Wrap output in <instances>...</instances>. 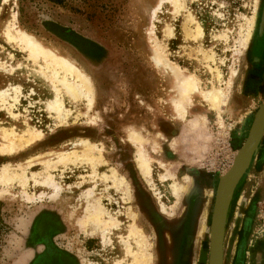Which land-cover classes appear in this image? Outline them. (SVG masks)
Here are the masks:
<instances>
[{"label":"rangeland","instance_id":"1","mask_svg":"<svg viewBox=\"0 0 264 264\" xmlns=\"http://www.w3.org/2000/svg\"><path fill=\"white\" fill-rule=\"evenodd\" d=\"M153 2L0 0V91L8 88L11 95L0 102V143L6 133L19 146L14 153L0 151V170L10 165L15 178L0 182V264H39L49 248L63 252L69 264H136L134 255L149 252L152 264L160 259L166 264L208 263L218 178L232 164L264 99L256 71L250 73L253 81L246 75L252 68L249 43L238 52L255 8L252 36L258 26L263 0H184V9L175 11L169 3L162 5L154 35L167 63L192 74L199 88L184 121L168 99L169 70L150 57ZM10 24L69 57L91 77V108L88 98H71L54 78L58 92L52 89L39 72L45 71L42 61H32L3 37V28ZM218 88L229 99L213 108L209 96ZM61 107L67 115L61 114ZM129 126L147 137L152 157L148 179L140 173L135 146L125 137ZM30 131L41 137L27 145ZM154 138L161 143L158 151L150 144ZM80 139L99 145L107 164L60 161L56 152ZM93 155L100 159L99 151ZM158 161L175 176L163 178L168 171ZM113 168L129 190L115 185ZM49 175L62 186L58 196L42 184ZM177 183L185 188L179 198L172 192ZM23 187L32 198L23 194ZM87 189L104 207L102 219L111 220L101 227L90 222L93 234L75 224L86 205ZM222 264H264V133L231 194Z\"/></svg>","mask_w":264,"mask_h":264},{"label":"bare ground","instance_id":"2","mask_svg":"<svg viewBox=\"0 0 264 264\" xmlns=\"http://www.w3.org/2000/svg\"><path fill=\"white\" fill-rule=\"evenodd\" d=\"M164 3H169L172 7V11L184 9V4H185L184 0H154L153 4L149 9L151 19L153 20L148 28V34H150L151 37L153 38V42H151V46H150V57L153 60V62L156 64V66L162 67L163 70L165 68L166 70L167 69L169 70V74L172 79V85H171L172 95L168 96V99L170 100L172 111L174 112L176 117L184 121L188 117L187 116L188 109L193 103V97H194L193 95L199 92V88L197 85L196 78L192 74L184 73L181 67H179L178 65L172 62L167 63L166 60L168 59H166V55L161 45L157 41V38L154 35V27H155L154 19L156 18L157 13L160 11ZM255 12H256V8L253 13L254 16L250 18V22L246 34L242 36L243 38L241 39L240 48L238 52H240L241 49L247 47L252 37V26L253 23L255 22ZM189 15L191 16L190 19L193 21L194 20L193 15L191 13ZM185 30L187 32L186 33L187 35L191 34L189 28L185 27ZM199 31H200L198 32L199 36H202L201 28L199 29ZM2 35L8 43H11L21 48L23 51L27 52L29 59H31L32 61L34 62H37L38 60L42 61L40 67L45 69V71L40 69L39 72L43 76L47 77L48 80H50L52 89L55 92H58V87L55 85V81L51 80V78L56 79L57 82L60 84V86L63 88V90L71 98L75 100L80 96H85L86 98H88L89 100L88 105L90 108L92 107L94 100V88L91 77L81 67H79L72 59H70L67 56L59 54L49 46L45 45V43L42 40H39L32 33L24 30L17 24L14 25L10 24L5 26L2 30ZM235 74H236V70L234 69L232 72L231 80L229 81V86L231 85L232 77ZM18 91H20V88H18ZM220 91L221 89L217 93L214 92L215 94L212 92L213 96H209V98L211 97V99L214 101L213 108L214 106L220 108L221 105L227 104V101L229 99L228 93L224 94L222 91L221 92ZM206 97L207 96H203L204 99H206ZM8 98H11L9 89L8 88L2 89L0 91V102H5L8 100ZM59 109L62 115L68 114V112L64 108L61 107ZM192 123L194 125H197L198 119L193 120ZM125 132H126L125 137L135 146L137 150L136 159L138 160L137 163L139 165V170L141 175L145 179L150 178L152 173L151 172L152 157L150 156L146 148L147 137L145 138V135L142 134L140 129L134 128L132 126L127 127ZM29 134H30V138L27 141H25L27 145L32 144L33 142L39 140V138L41 137V135H37L33 131H30ZM157 135H161V134L157 133ZM6 136L7 134L5 133V137L2 138V141L0 143V151L3 154L4 153L6 154V152L14 153L19 146L17 142ZM150 144L153 151H158L161 143L159 144L157 139L154 138L151 140ZM76 146L79 147V149H77ZM96 150L99 151V155H100V159L97 160H96L97 156L95 157L93 155V153ZM79 153L81 154L79 155ZM56 155H58L60 161L62 160L63 162L77 161L83 159L86 161H90L92 163L94 162H100L103 164L106 163V159L103 156L102 148H100L99 145H97L95 142H92L88 139H80L79 141L72 142L71 147L56 152ZM46 160H43V162L46 163ZM158 163L160 166L166 168L168 171V173L162 176L163 178H167L169 176L171 177L175 176V174L172 171H170L163 162L158 161ZM111 171H112L111 176L113 177L115 185L120 183V185H124L127 188L126 190H129L128 183L125 180V178L123 176L118 175L119 173L115 168H113ZM13 175L14 174L10 169V165L3 166L0 170V182L3 183L13 182V180L15 179ZM23 175H22V180L25 182L28 180V178L25 176V172H23ZM48 180H49L48 182L44 181L42 182V184L50 185L55 191L53 193V196H58L59 194L58 192L62 189L61 184L58 183L55 179H53L50 175L48 176ZM172 186H173L172 192L176 195L177 198H179L180 193L182 192V190L185 189L184 186L181 183H177ZM22 192L26 197L32 198V196H30L26 192L24 187L22 189ZM84 196L86 197V205L84 206L82 214L75 217V224L78 226V228L81 231H84L89 234H93L94 230L88 229L90 222H94L95 224L101 227V226L109 225L111 223V220H108L109 218L107 220L102 219L103 216L105 217L106 211L99 202V199L94 197V192L91 191V189H87L84 192ZM132 216L134 218V221L136 222V213L134 211H132ZM135 225L132 227L135 230H138L140 233H142L138 225L137 226ZM142 236L144 239L145 237L143 233ZM133 257L136 264H152L150 252L142 255L141 257L137 255H134Z\"/></svg>","mask_w":264,"mask_h":264},{"label":"water","instance_id":"3","mask_svg":"<svg viewBox=\"0 0 264 264\" xmlns=\"http://www.w3.org/2000/svg\"><path fill=\"white\" fill-rule=\"evenodd\" d=\"M260 28L264 26V8ZM264 133V101L255 112L244 142L238 149L230 167L219 176L211 214L207 264H222L223 235L226 214L233 189L249 164Z\"/></svg>","mask_w":264,"mask_h":264},{"label":"flooded vegetation","instance_id":"4","mask_svg":"<svg viewBox=\"0 0 264 264\" xmlns=\"http://www.w3.org/2000/svg\"><path fill=\"white\" fill-rule=\"evenodd\" d=\"M263 8H264V0H263L262 5H261V13L259 16L260 18H259V22L257 24L258 26L255 29V31L253 32V36H252L250 47H249V59L251 62H255V60L260 58V56L262 55V53L264 51V26L262 28H260ZM255 68L256 67L254 66V69ZM181 225H180L181 228H180V232H179L180 236L182 235V232H181L182 228L184 227V225H186L184 223V220L181 222ZM65 256L66 255L63 254V252H61L60 250H55V248H53V249L49 248L47 250V253L46 254L44 253L42 255L39 264H69V261L66 259ZM158 264H166V263L164 260L160 259Z\"/></svg>","mask_w":264,"mask_h":264},{"label":"crops","instance_id":"5","mask_svg":"<svg viewBox=\"0 0 264 264\" xmlns=\"http://www.w3.org/2000/svg\"><path fill=\"white\" fill-rule=\"evenodd\" d=\"M250 43H251V40L249 41V46H248V52H249V47H250ZM250 63H251V67L252 68H250V71H249V73H247L246 75H247V77L248 78H250V80L252 79V76H250L251 74H252V71H253V69H254V66L256 67L254 70L256 71L255 73H253V75H254V77H255V80H257V85H258V89L260 90L259 92L260 93H264V51H263V53H262V55L260 56V58H258L257 60H255V62H251L250 61ZM251 73V74H250ZM252 81H253V79H252ZM263 98H264V96H262ZM263 101H264V99H263ZM262 101V102H263ZM261 102V103H262ZM260 103V104H261ZM259 104V105H260ZM259 105H258V107H259ZM258 107H257V109H258ZM257 109H256V111H257ZM255 111V112H256ZM255 112H254V114H255ZM254 114H253V116H254ZM253 118V117H252ZM251 121H252V119H251ZM250 124H251V122H250ZM250 124H249V126H250ZM249 128V127H248ZM248 128L246 129V134H247V130H248ZM244 142V141H243ZM187 200L188 199H186V202H187Z\"/></svg>","mask_w":264,"mask_h":264}]
</instances>
